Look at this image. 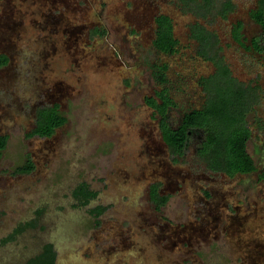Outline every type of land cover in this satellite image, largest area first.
Here are the masks:
<instances>
[{"label": "rangeland", "instance_id": "1", "mask_svg": "<svg viewBox=\"0 0 264 264\" xmlns=\"http://www.w3.org/2000/svg\"><path fill=\"white\" fill-rule=\"evenodd\" d=\"M223 1L198 15L184 0H0V52L10 57L0 67V133L9 134L0 264H27L47 242L56 264H264V51L252 44L258 38L264 48V29L251 16L260 0H232L225 17ZM160 13L174 22L175 53L153 45ZM239 20L241 41L233 37ZM196 22L214 32L232 73L258 88L247 117L254 172L210 170L197 153L198 129L174 162L161 115L145 101L167 86L177 103L171 124L196 123L206 99L200 78L215 71L191 35ZM157 64L168 65L169 82L155 78ZM55 103L67 122L51 137L28 136L38 108ZM29 156L35 169L13 174ZM158 181L169 195L160 210L150 198ZM81 183L99 192L88 205L74 196ZM98 204L107 209L95 217Z\"/></svg>", "mask_w": 264, "mask_h": 264}, {"label": "trees", "instance_id": "2", "mask_svg": "<svg viewBox=\"0 0 264 264\" xmlns=\"http://www.w3.org/2000/svg\"><path fill=\"white\" fill-rule=\"evenodd\" d=\"M184 1L198 15L208 13L215 3V0ZM234 8L232 0L223 1L219 8V14L225 17ZM251 15L264 28V0H260L259 8L253 10ZM155 20L157 29L153 41L154 46L162 52L175 53L179 40L175 36L172 17L163 13L156 16ZM242 28L243 21L239 20L233 30V37L237 41H241L243 38ZM190 29L192 37L199 41L200 54L215 64L213 73L200 78L206 99L203 105L196 110V123L190 124L184 121L177 126L171 124L169 112L171 107L176 106L177 103L167 86L157 90L155 95L147 96L145 101L161 115L159 126L162 137L169 146L174 162H178L179 157L185 154L191 133L200 129L204 135L202 142L199 143L197 153L210 170L224 172L231 177L254 172L257 169V164L248 148L253 130L247 117L259 100L258 88L246 85L232 73L226 60L217 52V39L214 32L199 22L192 24ZM93 32L102 35L100 28H94ZM252 44L257 51H264L258 38H254ZM246 48H250L249 45ZM9 61V55L0 52V67L7 65ZM154 68V76L159 82H169L166 73L167 64H157ZM67 120V116L61 112L58 103L39 107L36 125L28 133V136L51 137ZM258 127L264 130V121H258ZM8 140L9 134L0 133V158L8 145ZM34 169L35 163L29 156L12 173L27 174ZM261 178H264V171ZM161 185L162 182L158 181L153 182L150 186V198L157 210H160L169 199V195L160 192ZM98 194L99 192L92 189L88 183H81L74 190V196L81 205L90 204L97 199ZM106 209V205L98 204L90 208V212L95 217H100ZM34 224L35 221L19 225L14 233L5 240L13 239L17 234ZM56 258L55 246L53 243L47 242L40 252L28 259L27 264H56Z\"/></svg>", "mask_w": 264, "mask_h": 264}, {"label": "flooded vegetation", "instance_id": "3", "mask_svg": "<svg viewBox=\"0 0 264 264\" xmlns=\"http://www.w3.org/2000/svg\"><path fill=\"white\" fill-rule=\"evenodd\" d=\"M160 14H163V13H160ZM160 14H158V15H160ZM165 14H166V13H165ZM158 15H157V16H158ZM168 15H169V14H168ZM251 16H252V15H251ZM155 18H156V17H155ZM241 21H242V20H241ZM155 22H156V20H155ZM236 23H237V22H236ZM243 25H244V22H243ZM235 26H236V24H235ZM235 26H234V27H235ZM262 28H263V26H262ZM263 29H264V28H263ZM233 30H234V28H233ZM242 30H243V28H242ZM242 30H241V31H242ZM154 39H155V38H154ZM154 39H153V41H154ZM153 45H154V44H153ZM236 77H237V76H236ZM237 78H238V77H237ZM238 79H239V78H238ZM239 80H240V79H239ZM240 81H241V80H240ZM246 85H248V84H246ZM198 130L201 131L200 129H198ZM195 131H196V130H194L193 133H191V135L195 134ZM201 132H202V131H201ZM191 135H190V137H189V140H190V138H191ZM203 135H204V134H203V132H202V138H203ZM189 140H188V143H189ZM202 140H203V139H201L200 142H202ZM187 145H188V144H187ZM256 170H257V169H256ZM256 170H255V171H256Z\"/></svg>", "mask_w": 264, "mask_h": 264}]
</instances>
